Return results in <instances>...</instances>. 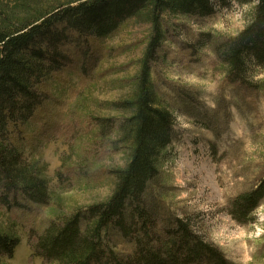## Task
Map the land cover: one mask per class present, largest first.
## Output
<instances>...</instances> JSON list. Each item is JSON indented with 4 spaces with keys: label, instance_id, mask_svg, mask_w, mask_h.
<instances>
[{
    "label": "rangeland",
    "instance_id": "rangeland-1",
    "mask_svg": "<svg viewBox=\"0 0 264 264\" xmlns=\"http://www.w3.org/2000/svg\"><path fill=\"white\" fill-rule=\"evenodd\" d=\"M68 1L0 0V25L17 26ZM213 4L209 17L162 15L164 39L150 81L157 107L169 110L176 124L144 201L158 234L177 219L189 220L229 264H264V199L245 223L231 215L239 196L264 183V65L249 63L247 85L232 83L215 54L216 46L251 25L257 1ZM152 37L146 15L106 38L69 30L59 35L66 59L36 86L33 117L11 124L7 135L22 163L47 181L49 199L36 204L0 191L9 204L0 202V235L20 241L14 256L1 255L0 264H47L35 251L45 232L112 197L115 172L126 168L131 154L119 129L133 113L122 107L138 91ZM40 46L46 50L48 43ZM104 243L123 256L134 250L116 233Z\"/></svg>",
    "mask_w": 264,
    "mask_h": 264
},
{
    "label": "trees",
    "instance_id": "trees-1",
    "mask_svg": "<svg viewBox=\"0 0 264 264\" xmlns=\"http://www.w3.org/2000/svg\"><path fill=\"white\" fill-rule=\"evenodd\" d=\"M235 1H257L254 20L238 36L216 46L215 54L228 68L230 82L247 85L249 63L264 65V0ZM164 12L209 17L215 6L213 0H72L39 10L17 26L0 25V191L43 204L49 199L47 181L22 163L7 135L11 124L23 125L33 117L36 86L66 59L57 44L59 35L69 30L79 37L106 38L142 15L153 24L138 91L122 107L133 113L119 129L122 140L130 142L129 162L115 172L117 187L107 202L52 225L39 239L35 251L47 264H229L218 248L194 232L189 220L177 219L173 228L158 234L154 214L144 201L159 175L156 160L171 145L176 124L169 110L157 107L150 81V65L164 39ZM43 41L48 43L46 50L40 46ZM263 199L264 183L237 198L232 217L240 223L251 220ZM0 202L9 205L6 199ZM112 233L132 241L131 255L108 249L104 239ZM19 244V239L0 235V256L13 257Z\"/></svg>",
    "mask_w": 264,
    "mask_h": 264
}]
</instances>
